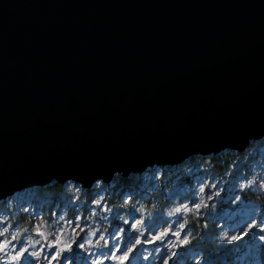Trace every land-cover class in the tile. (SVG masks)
<instances>
[{"label":"water","instance_id":"obj_1","mask_svg":"<svg viewBox=\"0 0 264 264\" xmlns=\"http://www.w3.org/2000/svg\"><path fill=\"white\" fill-rule=\"evenodd\" d=\"M264 137V0H0V200Z\"/></svg>","mask_w":264,"mask_h":264},{"label":"rangeland","instance_id":"obj_2","mask_svg":"<svg viewBox=\"0 0 264 264\" xmlns=\"http://www.w3.org/2000/svg\"><path fill=\"white\" fill-rule=\"evenodd\" d=\"M207 156L125 182L114 174L88 188L66 180L13 192L0 200V244L10 242L0 264H264V137ZM247 221L257 227L239 231ZM21 247L28 252L13 261Z\"/></svg>","mask_w":264,"mask_h":264},{"label":"snow or ice","instance_id":"obj_3","mask_svg":"<svg viewBox=\"0 0 264 264\" xmlns=\"http://www.w3.org/2000/svg\"><path fill=\"white\" fill-rule=\"evenodd\" d=\"M201 190L203 191V189H201ZM197 208H199V205H197ZM180 211H181L180 208H177V209H176V212H177V213H179ZM185 211H188V209H185ZM138 223H139V221H138ZM258 224L261 226L262 230H264V222L259 221ZM77 227H79L78 224H77ZM132 227L134 228V227H136V225L134 224V225H132ZM180 227L183 228L184 225L181 224ZM244 227H248V228L251 230V229H253V228H256V227H257V224H256V223H249V222L247 221L246 223H243V224L241 225L239 231H243V230H244ZM7 231H8V229L5 228V229L3 230V232H0V236H2V235H3L5 232H7ZM37 232L39 233V229H37ZM41 234H42V233H41ZM172 234H173V235H176V236H179V233H178V232H177V233H172ZM166 235H168V233H161V236H166ZM253 235H255V234H253ZM13 239H16V237L13 236ZM156 239H158V237H157ZM222 239H224V238L222 237ZM9 243H10L9 241H5L3 244H0V251L5 252V254H7V249H8V247H9ZM137 243H139V241H137ZM13 247H16V246L13 245ZM27 252H28V249H26V248H22V247H21V248H18L17 251H16V254L13 255V256L11 257V259H12L13 261L21 260L22 258L25 257V253H27ZM32 255H34V256H38L39 253H32ZM112 255H113V258H116V256H115L114 253H113ZM49 256H51L50 253H49ZM51 258H52V259H55V257H51Z\"/></svg>","mask_w":264,"mask_h":264},{"label":"trees","instance_id":"obj_4","mask_svg":"<svg viewBox=\"0 0 264 264\" xmlns=\"http://www.w3.org/2000/svg\"><path fill=\"white\" fill-rule=\"evenodd\" d=\"M209 156L205 157V159H211L212 157V154H208ZM196 156V155H194ZM198 156V155H197ZM227 155L225 154L224 157H223V160L220 162V163H215V162H212L213 166L217 167V168H221L222 166L226 165V163L228 162L229 160V157H226ZM191 157V156H190ZM221 164V165H220ZM119 180H121L122 182H125L126 180L124 178H121V177H117ZM50 185H57V183H54V182H50L49 183ZM48 185V184H46ZM45 186V185H44ZM254 198L255 201L258 202L259 199H257V196L255 194L252 195ZM256 196V197H255ZM262 200H264V198H262ZM261 200V202H262Z\"/></svg>","mask_w":264,"mask_h":264}]
</instances>
